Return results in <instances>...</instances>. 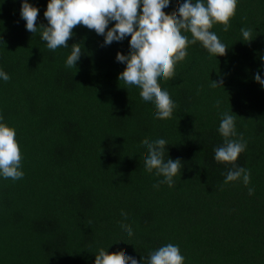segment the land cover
Masks as SVG:
<instances>
[{"label": "trees", "instance_id": "1", "mask_svg": "<svg viewBox=\"0 0 264 264\" xmlns=\"http://www.w3.org/2000/svg\"><path fill=\"white\" fill-rule=\"evenodd\" d=\"M47 2L29 0L38 26H47ZM170 2L168 18L178 8ZM20 8L21 0H0V68L10 75L0 81V114L16 128L25 173L0 180V264H97L100 253L139 262L166 243L180 246L185 264H264V89L254 79H264V0H239L227 32L213 26L228 46L223 56L188 47L160 84L176 103L168 120L154 119L118 80L125 64L115 57L130 52V35L105 45L74 26L67 44L82 52L68 69L71 49L48 50ZM241 27L253 30L250 41L240 40ZM222 111L247 141L235 162L251 173L247 187L224 185L232 165L213 158ZM158 137L169 142L165 158L182 164L172 188H154L159 178L143 168L142 145ZM122 215L132 238L120 231Z\"/></svg>", "mask_w": 264, "mask_h": 264}, {"label": "clouds", "instance_id": "2", "mask_svg": "<svg viewBox=\"0 0 264 264\" xmlns=\"http://www.w3.org/2000/svg\"><path fill=\"white\" fill-rule=\"evenodd\" d=\"M239 0H175L178 5L176 13L170 18L165 16L172 8L170 0H48L43 15L47 26L37 25L39 9L21 0L20 17L26 21L25 28L32 34L39 32L40 39L45 42L48 50L55 52L58 48H70L65 60V67H76L82 48L74 43L69 47L67 41L73 36L74 26L83 25L93 29L98 35L104 36V44L122 41L130 35L128 41L130 52L125 55L117 52L115 59L124 63L125 68L118 75L129 93H140V101L154 111V119L168 120L173 116L176 103L169 91L160 86L162 81L175 76V67L185 60L188 47L197 45L203 48L210 57L223 56L225 45L215 31L214 25H222L227 32L231 27L230 20L235 16ZM139 9V11H138ZM115 22L108 27L110 22ZM107 28V31H106ZM251 28L241 27V39L250 41ZM190 34V35H189ZM264 61V56L260 57ZM264 70V65L261 66ZM262 89L264 79L259 72L254 77ZM10 75L0 68V81L7 82ZM210 87H222V80L211 81ZM232 113V111H231ZM228 111L219 113L220 122L217 132L223 138L220 146L214 148V160L217 163L231 164L232 167L224 176L223 184L240 181L248 186L251 173L246 167L235 162L247 148V141L237 133L235 116ZM16 128L10 126L0 114V180L13 182L22 180L25 173L22 165V152L16 138ZM238 137V138H237ZM168 140L158 137L143 143L142 151L147 155L143 158L145 172L159 179L153 185L158 188L166 184L174 187L175 177L182 168L179 159L165 158ZM254 189L249 187L251 195ZM123 224L120 231L126 238L134 236V230L128 227L127 215H122ZM97 264H185V256L180 246L166 243L149 251L147 257L138 262L128 253L108 259L100 253Z\"/></svg>", "mask_w": 264, "mask_h": 264}]
</instances>
